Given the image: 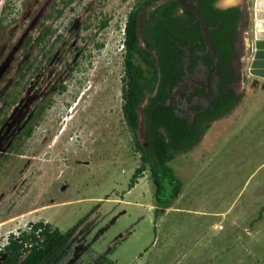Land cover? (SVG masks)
<instances>
[{
	"label": "rangeland",
	"instance_id": "rangeland-1",
	"mask_svg": "<svg viewBox=\"0 0 264 264\" xmlns=\"http://www.w3.org/2000/svg\"><path fill=\"white\" fill-rule=\"evenodd\" d=\"M66 1L0 0V75L15 80L29 56L39 71L29 76L25 66L11 93L24 99L34 77L47 105L29 138L12 148L0 141V247L45 221L70 231L58 264H264V80L257 88L249 74L253 0H240L245 48L235 90L243 99L171 162L184 188L159 217L149 171L128 190L140 154L122 111L123 28L138 0ZM48 27L46 41L26 50V34L35 40Z\"/></svg>",
	"mask_w": 264,
	"mask_h": 264
},
{
	"label": "trees",
	"instance_id": "trees-1",
	"mask_svg": "<svg viewBox=\"0 0 264 264\" xmlns=\"http://www.w3.org/2000/svg\"><path fill=\"white\" fill-rule=\"evenodd\" d=\"M157 1L138 0L126 17L122 111L135 151L140 154V165L128 190L149 171L155 188V215L159 217L184 188L171 162L198 145L212 123L231 113L243 99L235 90L240 80L235 66V44L243 12L239 7L220 9L216 5L219 0H187L196 5L205 18L218 53L216 73L222 83L212 105L214 109H209L213 114L206 124L203 115L190 124L187 117L179 116L172 105H167V99L188 62L194 63V58L203 52L204 63L211 68L213 59L206 49L195 13L182 8L177 0H166L155 11H150ZM62 13L59 11V15ZM107 26L108 22H103V27ZM52 32L46 30L38 43L44 42ZM143 40L148 48L142 46ZM96 47L103 48L104 44ZM65 89L62 85V91ZM70 243V231L62 232L48 222L39 221L8 236L7 243L0 247V264H58L70 250Z\"/></svg>",
	"mask_w": 264,
	"mask_h": 264
},
{
	"label": "flooded vegetation",
	"instance_id": "flooded-vegetation-1",
	"mask_svg": "<svg viewBox=\"0 0 264 264\" xmlns=\"http://www.w3.org/2000/svg\"><path fill=\"white\" fill-rule=\"evenodd\" d=\"M66 2L69 3V0ZM162 3H156L150 11H155L160 5H162ZM59 11L62 10L57 11L58 16H60ZM148 18H150V16H148ZM49 29L51 28L48 27L42 31V33H40L35 40H33L32 36H29L30 34H26V39L24 41L26 50L28 48H33L34 45H41L44 43L50 35L47 36L45 41L41 44H39L38 41L44 32ZM240 29L241 28L239 26L235 44L237 49V58L235 61L239 58L240 52H243L245 48L244 44L241 43ZM142 42L145 47L148 48L145 41L143 40ZM203 55L204 53L201 52L198 57L194 58V63H187L186 71L181 74L177 84L172 90L171 96L167 99V105H172L179 116L187 117L190 124L194 123L195 118L200 117L201 115L204 116L203 123L206 124L208 120L207 118L213 114L212 111L214 107L212 105L213 102L216 101V97L220 94L222 87L220 76L216 73L217 65L213 74L210 75L211 68H208L207 64L204 63ZM29 59L30 57L28 56L23 66L18 69L15 74V80H5V77L0 75V141L4 142L8 148L14 147V141H18L22 137L29 138L34 131V126L39 119L44 116L47 109V105L44 104L45 98L39 94V89L36 90V94L33 92L35 83L37 84V79L34 77H31L30 80L27 78L24 82L27 94L24 99L18 101L19 95L17 94L13 96L11 93L13 88L20 85L19 78L23 75V71L25 74V66L28 67L27 71H29V76L35 75L39 71L40 64L37 63L33 67L30 64ZM8 63L9 60H6L4 65H7ZM60 88L62 91V86H60ZM148 102L149 98L146 100L145 105ZM145 105H143L141 109H143ZM210 108L212 111L209 110ZM20 124H22L21 127ZM15 126L18 127L15 128ZM141 131L143 134V128ZM10 138H12L11 141H9ZM3 139L5 140L3 141Z\"/></svg>",
	"mask_w": 264,
	"mask_h": 264
},
{
	"label": "water",
	"instance_id": "water-1",
	"mask_svg": "<svg viewBox=\"0 0 264 264\" xmlns=\"http://www.w3.org/2000/svg\"><path fill=\"white\" fill-rule=\"evenodd\" d=\"M177 1L182 8L195 13L199 20L206 49L213 59V64L210 69V75H212L218 62V53L210 37L209 28L205 18L196 5L188 2L187 0ZM222 1L224 0H219L217 2L216 5L218 8L227 9L230 7H239L245 17L246 13L244 12L240 0L230 3H222ZM252 16V42L249 45L250 51L252 52V58L250 62L249 74L255 77L253 80V85L259 88L260 80H264V0H253Z\"/></svg>",
	"mask_w": 264,
	"mask_h": 264
},
{
	"label": "bare ground",
	"instance_id": "bare-ground-1",
	"mask_svg": "<svg viewBox=\"0 0 264 264\" xmlns=\"http://www.w3.org/2000/svg\"><path fill=\"white\" fill-rule=\"evenodd\" d=\"M226 1H227V2H235L236 0H226ZM227 2H226V3H227Z\"/></svg>",
	"mask_w": 264,
	"mask_h": 264
},
{
	"label": "built area",
	"instance_id": "built-area-1",
	"mask_svg": "<svg viewBox=\"0 0 264 264\" xmlns=\"http://www.w3.org/2000/svg\"><path fill=\"white\" fill-rule=\"evenodd\" d=\"M123 34H124V37H125V25H124V28H123Z\"/></svg>",
	"mask_w": 264,
	"mask_h": 264
}]
</instances>
